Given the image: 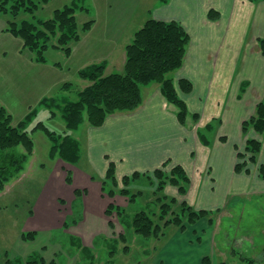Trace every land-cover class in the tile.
I'll use <instances>...</instances> for the list:
<instances>
[{
	"label": "crops",
	"instance_id": "0c3cea01",
	"mask_svg": "<svg viewBox=\"0 0 264 264\" xmlns=\"http://www.w3.org/2000/svg\"><path fill=\"white\" fill-rule=\"evenodd\" d=\"M211 10L219 12L218 20L209 19ZM149 13L151 18L156 20L179 22L191 37L185 63L180 70L173 73H176V89L187 103L191 114L198 112L202 107V121L195 129L191 127L194 123L190 118L187 125H181L177 118V109L164 98L161 85L155 83L144 88L143 104L137 110L116 113L110 116L101 128H93L87 124L85 152H88L86 158L89 168H82L80 165L73 167L60 158L54 160L58 163L56 170L48 178L46 187L40 189V193L37 192V200L28 219L29 226L25 230L38 231L41 235L60 230L74 244H81L85 248L92 246L99 236L107 235L111 228L110 218H106L110 198L105 197L101 182L92 179L88 170L94 171L99 162L103 178L106 169L104 156H109L110 160L117 164L119 180L135 172L147 173V170L161 167L167 161L170 162V167L180 164L186 168L191 167L194 171L212 168L205 175L204 183L207 182L208 185L201 186L193 193L192 204L198 210L211 211L229 205L231 207V199L242 194L238 193L239 191L247 190L248 184L263 182L254 170L250 175L237 174L235 156L237 148L243 149L250 138L260 139L264 144V139L254 131H250L245 137L242 130L243 123L254 115L257 105L264 99V56L259 54L255 43L264 37V2L158 0V3L152 5ZM1 27L2 24L0 29ZM100 29V21L97 18L93 28L83 33L78 43L71 44V56L66 57L67 63L63 67L35 64L32 57L24 55L25 51L23 52L18 40L0 33L4 37L0 38L1 105L14 117L8 106H13L10 100H16L21 104L22 110L25 106L19 116L24 119L35 105L46 98H53L50 88L55 84L62 86L66 80L62 75H78L85 67L101 63L107 66L106 75L123 72L126 46L133 41L135 33L124 40L125 31L120 30V27L116 29L113 25L102 33ZM10 52L16 55L14 62L4 57ZM211 54H214L215 60L211 58ZM48 75L53 77L46 78ZM60 75V81H55L59 80ZM183 78L193 84L190 94L180 90L179 80ZM82 83L84 88L90 85L88 81L82 80ZM243 84H246L247 88L244 89L243 96H240L239 89L235 87L239 88ZM19 118L17 117V121ZM217 119L223 121L218 134L219 137H225L226 142L220 139L213 147L203 146L198 137V130ZM34 156L35 151L31 159ZM259 163L264 165V146ZM67 165L71 170L73 185H67L65 176L61 174ZM64 190L70 191L71 194L69 193V200H65V196L61 199L68 204L73 203L70 206L73 205V210L68 211V216L74 210H77L80 216V221L70 225L68 229H64L65 218L60 217L61 206H58L56 196L52 193L54 191L63 194ZM76 191L80 192V202L75 201V196L72 198ZM257 193L264 195V189ZM119 198L122 199V196L117 195L115 202L118 203ZM194 227H190L188 232L177 230L174 240L168 242L155 264H179L175 262L177 256L173 255L177 248L185 252L197 251L203 247V242L207 250L206 255L199 256L197 262L195 260L196 264H202L203 258L209 254L214 264H229L228 252L225 253L224 250L216 254L215 250H212L214 239L209 230L215 228L202 222L200 226ZM195 230L199 232L198 235L193 233ZM206 232L208 236L204 239ZM46 237L42 246L47 247L51 254H55V251L61 253V246L53 244L50 236ZM198 239L200 241H197Z\"/></svg>",
	"mask_w": 264,
	"mask_h": 264
},
{
	"label": "rangeland",
	"instance_id": "374dc122",
	"mask_svg": "<svg viewBox=\"0 0 264 264\" xmlns=\"http://www.w3.org/2000/svg\"><path fill=\"white\" fill-rule=\"evenodd\" d=\"M72 1L73 0H51L48 4H43L34 14H30L26 11H22L17 16H13L11 13L0 14V25L2 24L0 33L2 35H8L9 37L18 40L21 43L23 52L25 51L24 55L26 57H32V61L35 64H52L56 67H63L67 63L66 57H70L71 54L67 55L62 49L56 50L51 48L47 50V52H45L46 62L39 63L34 58L35 54H32L30 49L24 48L23 40L13 36L10 32H7V30L9 28L10 22L21 24L24 21L51 19L56 10L64 8L67 5H71ZM76 3L79 6H85V8L87 9L78 11L76 14L80 35L90 31L94 26L95 19L98 18L100 21L101 33L105 30L110 29L114 25L116 29L120 27V30L125 31L124 40H126L128 36L131 37L140 28H142L147 20L151 19L149 10H151L152 5L158 3V0H76ZM90 21L93 22L91 29L88 31H83L85 24ZM185 30L187 31L186 28ZM1 34L0 38L3 39L4 37L1 36ZM79 41H77L76 43H78ZM255 43H257L256 47L260 51L259 41H256ZM54 44H56V40L53 41V45ZM259 54H262L261 51L259 52ZM1 57L2 55H0V58ZM4 57L7 58L10 62H14L16 60V55L11 52L5 54ZM211 58L215 60L214 54H211ZM87 67H85L84 69H86ZM79 72L78 75L75 73H70L68 76L67 74L62 75V77H65L64 79H66L62 86L59 87V85L56 84L54 87H52L53 85L51 86L50 95L53 98L57 99L56 103L52 104V108L55 111V117L51 118L49 110L41 105V103L35 105V108L33 109L37 110L38 115L31 123L28 130L33 128V126L37 123L43 122L49 129L59 135H64L66 132L69 133L73 137V139H75L80 145L81 161H79V163L76 165H69L73 167H77L78 165H80L82 168H89L86 158L88 152H85V150H87L85 149V131L88 126L87 124L89 123L87 122V120H85V124L81 125L80 128L73 132H69V130H67L66 123L62 118L61 110L58 109V105H62L63 101H77L78 94L85 89L83 87L82 79L79 77ZM118 73H120V71ZM175 74L176 73H171L168 76V78L173 80L174 84L176 80ZM52 77L53 76L48 75L46 78L51 79ZM62 77L60 75L59 80L56 79L55 81H60ZM258 86L259 88H261L259 84ZM235 88L239 89V95L243 96L245 92L244 89L247 88V85L243 84V86ZM230 97L234 99L232 95ZM10 101H12L13 106L8 107L11 108V111L14 113V117L12 116V118L14 119L12 124L13 126H18L24 120L22 118L20 119L19 116L23 113L25 106L22 104L24 106V109L22 110V106L19 102L14 99ZM261 102H264V99ZM0 106H2L1 103ZM33 109L31 108V110L27 112V115ZM197 111L198 112L195 111L194 114H199V120H195L193 118L194 114H191L189 110L190 115L188 119L190 118L194 123V125L191 126L192 129H195V126H198L200 121H202L201 114H204L202 107ZM8 113L10 112L8 111ZM17 117L19 118L18 121ZM222 122V119H217L209 123L213 126V130L211 132L206 130V127L209 124H207L203 129L200 128L198 130V137L203 146L213 147L215 143L220 139L221 141L226 142V138L223 136L219 137L218 134V130L220 129ZM185 125H187V122L183 126ZM255 134L264 139L263 136L257 134L256 132ZM243 135L245 137L247 136L244 133ZM31 138L33 139L35 145L34 158L31 159V157L33 156L32 155L28 163L26 164L24 171L6 185L3 191L5 193L1 192L3 194H6L4 197H0V255L2 257L0 260L1 264H6L8 260H11L12 262L20 260L26 263L27 259L32 255L37 257L40 256L41 258H43L45 264H155L156 260H159L164 249L168 246V242L170 243L174 240L178 232L177 230H180V228L175 225H171L163 230L164 236H161L157 239L145 238L141 235L136 234L134 228L131 226L135 216L140 211H146L147 215L152 218L155 223H159L161 226H163V222L159 220L160 206L156 202V200L165 196L167 197L168 202H170L171 199L177 200L176 205L173 204L172 206L173 210L175 211H179V205L183 202H186L188 206L192 207L195 211H198V209L192 204L193 193L196 192L195 190L201 188V186L204 187L208 185L207 182L204 183V180L206 178L205 175L209 173L210 169L212 170V168H205L203 169V171L199 169L198 171H194L191 167L186 168L183 165L179 164L184 168L191 181L187 194L181 195L178 188L171 185L170 183L166 184L164 191L157 193L159 180L155 175V171L160 169L166 173V176L170 177L172 169L175 166H178L175 165L174 167H170V162H164L162 164L163 166L161 165V167H158L156 169L154 168L151 170H147V173L140 172L141 174H146L147 177L130 184L129 189L132 194L142 191L144 194L143 198H139L138 200H136V203L129 204V198L122 196V199L119 198L118 200V203L120 204L119 205L117 201L115 202V197L117 195L121 196L119 195V191L123 188V185L119 186L116 196L114 198H110L108 196V193L110 190H112V187L110 186L111 183L106 179L107 171L111 163L115 164V176L118 179L117 164L115 162H112L109 156H104L103 158L106 159V169L103 178H101L102 170L99 168V162H97L98 168H94V171H92L91 169L88 170H90L92 179H94L95 181L99 180L101 182L103 194L106 198L109 197L111 199H109V205L114 204L115 206L122 208V210H125V215H121L120 217H118L116 213H114L112 216L106 215V218H110L109 227H111V230L109 229L107 235L99 236L98 238H96V240L93 241L92 246H88L85 248L83 246H77V244H74L60 230L46 232V234L42 235L41 232L38 231L25 230L28 229L27 227L29 226V215H31L34 203L37 200L35 196L40 189L42 190L43 187H46L48 178L52 176L58 164L57 161L55 162L54 160L59 159L57 157L55 159L50 158L51 142L44 132L38 131L36 133H32ZM256 140L262 143V151L264 146L263 141L260 139ZM205 141L208 144H206ZM246 146L247 145L245 144L243 149H239V147L237 148L235 156L237 161L235 164V168L236 165L247 162L245 170L247 169L249 170V172L247 173L246 171H243L242 173L250 175L252 173V170H254V173H257L258 177L263 182L248 184L249 188H247V190L239 191L238 193L242 194L234 196L231 199V207L229 205L223 209L221 208V211L219 213L216 212L219 209L211 210V212L213 213L212 215H210V219L213 220V224L209 223V219H201L200 221H197L195 225H188L186 229L187 231H185L188 232V230H191L190 227H194L196 225L200 226L201 222L202 224H207V226L209 225L210 227L215 228V230H209V233L213 235L212 237L214 239L212 250L214 249L216 254H219L224 250L225 253L228 252V254L230 255L228 261L229 264H248V261H253V264H264V195H260L259 193H257L260 190L264 189V178H262L260 175V168L264 165L259 163L261 152L258 154L256 164L250 162L251 156L246 152ZM16 152L18 154H25L26 150L24 147L20 146L16 149ZM240 154L245 155V159H241L239 157ZM62 170L63 171L61 172V174L65 176L66 182L68 178H71V182H67V185H73V178L70 173L71 170L69 169V166L67 165V168L64 167ZM119 179L118 181L121 182L122 179ZM104 183L108 185L105 189L103 188ZM52 193L56 196L55 200L58 206L62 207H60V217L65 218V222L80 221V216L77 210H74L73 213L68 216V211L70 209L71 211L73 210V205L72 207H70L73 203L68 204L67 201L61 199L62 196H65V200H69L70 191L64 190L63 194L54 191H52ZM3 194L0 196H3ZM74 196L75 201L80 202V198L76 196L75 192L74 195L72 194V198H74ZM155 214L157 215V217H154ZM168 219H172L171 214L168 215ZM31 232H35L37 234L36 238L33 241H23L22 235L24 233ZM63 232H65L64 229ZM193 233L197 235L199 234V232L196 230ZM184 235L185 234H183V236ZM46 236H50L53 244H58L61 246V248L63 249L61 253L55 251V254H51V251H47V247L42 246L45 242V239L47 238ZM121 236L125 238V241ZM207 236L208 235L206 232V234H204V239H207ZM195 239L196 238H194V240ZM197 241L200 240L198 239ZM202 244L203 247H201L199 250L191 252H185L184 250L179 251V248H177L173 253L174 257L177 256L175 262H179V264H196L195 260L197 262V258L199 256L206 255L207 250L205 248L204 242ZM207 244L208 247H210L209 241L207 242ZM126 247L128 248L127 251H125ZM207 256L210 257L211 264H214L211 255L209 254Z\"/></svg>",
	"mask_w": 264,
	"mask_h": 264
},
{
	"label": "trees",
	"instance_id": "16d2710c",
	"mask_svg": "<svg viewBox=\"0 0 264 264\" xmlns=\"http://www.w3.org/2000/svg\"><path fill=\"white\" fill-rule=\"evenodd\" d=\"M50 1L0 0V14L11 13L13 16H17L22 11L34 14L43 4H48ZM247 1L252 3L264 2V0ZM163 2H166V0H163ZM85 9V6H79L76 0H73L71 5L56 10L51 19L24 21L21 24L10 22L7 32L22 39L24 48L30 49L32 54H35V60L44 63L46 62L45 52L51 48L62 49L67 55L71 54V44L79 41L81 37L76 14L78 11ZM208 17L211 21H216L219 19L220 14L211 10ZM92 25V21L86 23L83 31L90 30ZM55 40L56 44L53 45ZM258 41L260 51L264 56V38ZM190 43L189 33L179 22H166L153 18L147 20L144 26L135 33L133 41L126 46V63L122 73L117 72L106 75L107 66L105 63L91 65L79 72V77L82 80L89 81L90 85L78 94L77 101H63L62 105H58L67 130L69 132L77 130L84 124L85 120L93 128H101L110 116L116 113L135 111L143 103V89L155 83L161 85L163 96L171 105L176 107L179 122L183 125L186 124L190 115L188 106L179 97L173 80L168 76L183 67ZM179 87L185 94H190L193 91V84L187 79H181ZM56 101L55 98H46L41 101V105L49 110L51 118L55 117L52 104H55ZM37 115V110L33 109L18 126H13L12 115L3 106H0V193L4 191L6 185L12 179L24 171L26 164L33 155L35 145L31 138L32 133L42 131L46 134L51 142V159L58 157L72 165H76L80 161V145L69 133L59 135L49 129L43 122L37 123L31 130H28ZM193 118L199 120V114H194ZM212 127L209 124L206 130L211 132ZM251 130L264 137V102L259 103L254 115L243 123V133L245 135ZM205 143L208 144L206 141ZM246 145V152L251 156L250 162L256 164L262 143L256 139H249ZM20 146L25 148V154L16 152V149ZM239 157L245 159L246 156L240 154ZM246 166L247 162L238 164L235 171L237 173L243 171L248 173L249 170H245ZM115 170V164L111 163L106 176L112 187L108 196L114 198L119 186L123 185L119 195L129 198V204L136 203V200L143 198L142 191L132 194L129 186L133 182L146 178V174L135 172L132 176H124L119 182L115 176ZM260 172L261 177L264 178V166H261ZM155 175L159 180L157 193L164 191L166 184L170 183L178 188L181 195L187 194L191 181L182 166H175L170 177L166 176V173L160 169L155 171ZM67 182H71V178H68ZM107 186L104 183L103 188L105 189ZM75 194L77 197L80 196L79 191H76ZM156 202L160 206L159 220L163 222V226L155 223L146 211H140L131 224L136 234L149 239H157L164 236L163 230L171 225L179 227L184 232L188 225H195L201 219H209V223L213 224V220L210 219V215L213 213L211 211H195L186 202L179 205V211H175L172 206L173 204L176 205L177 200L171 199L168 202L166 196L158 198ZM220 211L219 209L216 212L219 213ZM114 213L120 217L125 215V210L110 204L106 215L112 216ZM169 214H171L172 219H168ZM154 217H157V215L155 214ZM71 224H77V222L66 221L64 229H68ZM36 235L35 232L24 233L22 240L33 241ZM122 238L125 241V238ZM127 249L126 247L125 251ZM1 258L0 255V260ZM248 262V264H253V261ZM40 263L45 264L43 258L34 255L29 257L26 263L20 260L14 262L8 260L6 262V264ZM202 263L211 264L210 257L203 258ZM221 264L228 263L223 262Z\"/></svg>",
	"mask_w": 264,
	"mask_h": 264
}]
</instances>
